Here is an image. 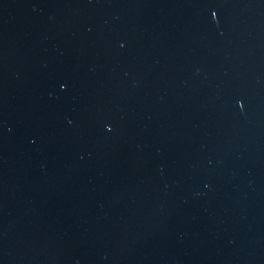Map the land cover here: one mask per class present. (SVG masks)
<instances>
[{
    "label": "water",
    "instance_id": "95a60500",
    "mask_svg": "<svg viewBox=\"0 0 264 264\" xmlns=\"http://www.w3.org/2000/svg\"><path fill=\"white\" fill-rule=\"evenodd\" d=\"M0 264H264V0H0Z\"/></svg>",
    "mask_w": 264,
    "mask_h": 264
}]
</instances>
